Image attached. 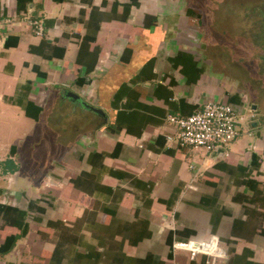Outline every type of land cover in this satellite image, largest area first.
<instances>
[{"label":"crops","instance_id":"obj_1","mask_svg":"<svg viewBox=\"0 0 264 264\" xmlns=\"http://www.w3.org/2000/svg\"><path fill=\"white\" fill-rule=\"evenodd\" d=\"M262 14L264 0H0V264H209L172 245L211 236L215 264H264V98L203 54L252 21L262 43ZM209 101L255 118L225 155L168 146L167 116Z\"/></svg>","mask_w":264,"mask_h":264},{"label":"built area","instance_id":"obj_2","mask_svg":"<svg viewBox=\"0 0 264 264\" xmlns=\"http://www.w3.org/2000/svg\"><path fill=\"white\" fill-rule=\"evenodd\" d=\"M20 23L30 27L36 37H43L44 24L40 19H34L29 13L24 14ZM11 24V19L0 22ZM255 118L248 110L247 116L239 114L230 105L207 102L201 110L186 117L167 116L166 121L174 127V133L166 136V144L176 147H192L211 153L225 149L234 141L239 133L237 125ZM174 250L185 251L194 260L203 255L209 259V264H215L217 259L226 258L225 251L219 246L218 238L211 236L206 242H177L172 245Z\"/></svg>","mask_w":264,"mask_h":264},{"label":"rangeland","instance_id":"obj_3","mask_svg":"<svg viewBox=\"0 0 264 264\" xmlns=\"http://www.w3.org/2000/svg\"><path fill=\"white\" fill-rule=\"evenodd\" d=\"M261 16L264 18V14ZM247 23L248 21L242 22V24ZM262 27L257 30V35L258 32L263 29ZM245 29L246 28L243 26L240 31H235V36L228 35L223 38L225 42L223 47L221 45H217V37H210V39H208L209 42L205 43L206 52L203 54L204 57H207L214 66L218 65L217 69H221L223 66L226 75H229L234 79L241 80L239 83H242L241 87L243 92H251L253 95L255 94L260 98H264V33H262L258 39L262 40V43L257 45L261 46L260 50L262 51V57L260 58L258 57L260 53L258 47L250 42L248 30L246 31ZM226 32L233 33L232 30H226ZM247 47H249L250 50H252L253 47H256L257 51L255 52L252 50L249 52L248 50H244L245 48L247 49ZM217 51L220 53H217ZM239 65L242 67L241 69L245 70L244 73L242 70L237 68ZM246 123L249 124L248 122ZM238 128L239 125L236 126V129Z\"/></svg>","mask_w":264,"mask_h":264},{"label":"water","instance_id":"obj_4","mask_svg":"<svg viewBox=\"0 0 264 264\" xmlns=\"http://www.w3.org/2000/svg\"><path fill=\"white\" fill-rule=\"evenodd\" d=\"M63 94H64V97L67 98L68 100L78 103V105L80 106V108L82 110L85 109V110L92 112L93 114L97 115L98 117L102 116L104 118V114L102 111H100V110L86 104L85 102H83L77 94H74V93L66 91V90H63ZM219 152L223 153L224 155L226 153L224 149H218L215 151V153H213V155L215 156Z\"/></svg>","mask_w":264,"mask_h":264},{"label":"trees","instance_id":"obj_5","mask_svg":"<svg viewBox=\"0 0 264 264\" xmlns=\"http://www.w3.org/2000/svg\"><path fill=\"white\" fill-rule=\"evenodd\" d=\"M11 210L8 208L5 209V211H11ZM12 211L16 215L14 220H15L16 228L18 229V231L20 233L18 236H20V237L24 236L28 227L26 225H23V223H22V213H20L17 210H12Z\"/></svg>","mask_w":264,"mask_h":264},{"label":"flooded vegetation","instance_id":"obj_6","mask_svg":"<svg viewBox=\"0 0 264 264\" xmlns=\"http://www.w3.org/2000/svg\"><path fill=\"white\" fill-rule=\"evenodd\" d=\"M251 28H252V29H251ZM251 28H250L249 33H251V34L255 33L256 30H254V22H253V21L251 22ZM256 38H258V37H256ZM255 46H256V45H255ZM250 47H251V46H250ZM256 47H258V50H259V52H260L258 57L261 58V57H262V55H261V54H262V51L260 50L261 46H256ZM256 47H253V48H252V50L255 51V52L257 51ZM244 50H246V51L248 50L249 52L252 51V50L249 49V47H247V49L245 48ZM217 53H220V52L217 51ZM260 60H261V59H260ZM260 60H258V61L261 62ZM237 68L240 69V70H242L243 73H244L245 70L241 69L242 67H241L240 65H239ZM218 71H220V72H224V73H225L223 67H222L221 69H218ZM225 74H226V73H225ZM228 76H229V75H228Z\"/></svg>","mask_w":264,"mask_h":264}]
</instances>
